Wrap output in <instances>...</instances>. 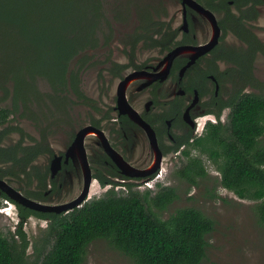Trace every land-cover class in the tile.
Returning a JSON list of instances; mask_svg holds the SVG:
<instances>
[{"label": "trees", "instance_id": "1", "mask_svg": "<svg viewBox=\"0 0 264 264\" xmlns=\"http://www.w3.org/2000/svg\"><path fill=\"white\" fill-rule=\"evenodd\" d=\"M106 1L0 0V90L13 93V107L19 94L36 88L38 79H44L56 93L63 92L70 84L78 99L87 103L78 74L89 60L82 53L97 46L99 33H105L102 26L111 28ZM206 6L216 9L212 0ZM151 7V2H141L140 8L144 9L139 17V29L144 33L136 32V38L167 47L172 32L165 22L150 14ZM226 8H229L227 1ZM233 31L247 46L241 53L232 52L236 66L221 74L230 84V93L225 99L216 98V111L204 112L219 118L227 107L226 118L207 122L201 134L187 140L184 158L174 172L177 178L196 186L207 171L202 159L192 155L191 150L206 153L220 173V185L238 198L254 201L255 221L264 229V144L260 142L264 135V94L252 91L261 85L252 65L257 51L264 55V44L249 30ZM156 33L159 38H153ZM76 56L81 57L71 67ZM5 57L8 59L2 61ZM12 108L0 107L1 124L6 122ZM14 130L20 129L4 127L0 131V143ZM43 147L42 141L23 145L19 140L2 145L0 178L24 181L27 166L46 151ZM104 182L100 178L101 185ZM127 186L125 193L111 187L102 196L65 214L38 212L13 203L19 221L11 235L0 233V264H28L29 241L23 223L30 215L48 220L41 243L33 244L34 259L30 264H82L87 245L96 239H105L135 264H200L206 255L207 235L214 229L215 221L193 207L177 208L163 219L160 212L177 198L174 187L157 183L153 190L147 188L141 192L132 184ZM23 192L31 197L27 188ZM0 197L10 201L3 192ZM210 197L220 198L215 193Z\"/></svg>", "mask_w": 264, "mask_h": 264}, {"label": "flooded vegetation", "instance_id": "2", "mask_svg": "<svg viewBox=\"0 0 264 264\" xmlns=\"http://www.w3.org/2000/svg\"><path fill=\"white\" fill-rule=\"evenodd\" d=\"M193 1L208 10L214 19H210L193 5L179 0L181 22L178 25L173 26L171 19L154 16L160 22H165L169 26L168 31L172 32L171 41L167 47L160 44L155 45L152 41L146 42V38H136V32L144 33L139 29L138 23L122 41L121 55L126 59V62H119L120 57L118 56L110 57L109 60H103L99 64L96 74L100 80V85L97 86L100 94H97L94 100L88 98L82 91L88 99L87 103H84V99H78V96L73 93L70 84L63 92L56 93L52 90L46 94V98H49L55 106L60 102L65 104L61 99L67 92H70L76 101L91 107L88 122L72 131L73 133L69 135V141L63 149L55 150L45 131L36 132L34 137L18 125L10 124L16 116L18 107L26 109L30 103V97L34 94L26 92L17 96L16 107L12 108L13 111L8 115L6 122L0 123L2 126L0 131L4 127L16 126L20 130L11 131L5 140L16 133L19 137L12 144L19 140L23 145L42 141L46 151L29 163L27 178L23 177L24 181L15 179L19 184L22 183V187L13 186L15 189L26 196L23 191L27 188L31 197H26L48 205H60L74 201L81 193L86 180H90V188L94 181L98 182L104 188V193L111 187L115 191L123 193L124 190L126 192L128 184L134 185L145 176L153 177L167 156L177 155L183 159L187 140L191 141L197 136V131L203 130L207 122L215 123L222 119L221 115L225 109H228L227 107L222 109L219 118H216L212 113L204 112L210 109L217 110L216 98L218 96L225 99L221 92L226 86L227 80L222 75L230 71L232 66H236L232 61L234 56L232 52L241 53L243 47L247 46L243 39L234 33L233 29L241 33H246L249 30L264 44L255 32L257 22L261 17L260 10L264 9V0H212L215 2L216 9L206 6V2L209 0ZM226 1L229 8H226ZM235 1L236 6L239 5L238 9L234 4ZM140 9L142 12L144 8ZM236 23H240V25L238 26ZM103 37L108 38L109 34ZM159 37L158 33L153 35V38ZM101 39L102 36L99 37L95 47L100 45ZM227 39L232 43L228 44ZM138 49L156 51L159 54L157 53V56H151L143 62H135ZM175 49L178 51L170 60L169 53ZM257 56L264 58V55L259 51L255 54V57ZM88 64L87 61L78 74L80 88L82 86L81 73L88 67ZM109 78L111 80H108ZM113 79L117 80L114 89L113 83H111ZM12 99L14 100L13 93ZM101 100L106 104L101 105L105 109L99 108L97 105ZM129 107L136 113L137 120L125 112ZM53 108L55 107L53 106ZM55 110L57 109L55 108ZM59 112L55 113L60 115ZM202 114L209 116L201 118L202 125L201 128L200 126L198 128L200 123L197 117ZM138 120H142L144 123H140ZM145 125L150 134H148ZM81 131V135H78L81 142L78 145V150L77 147L71 148L77 133ZM4 141H1L0 147L5 145ZM138 149L141 150L143 159L138 158ZM42 157H45V163H39ZM1 166L2 164H0ZM123 170L139 174H126ZM146 172L148 173L146 174ZM100 178L105 181L104 185H101ZM4 180L8 184L13 181ZM67 184L69 186L78 184L81 191L78 196L62 202L59 199L60 194ZM9 200L12 201L10 198ZM4 201L10 202L6 199ZM87 201H89V196L83 203ZM13 205L15 206V204ZM68 211L49 212L65 214ZM32 216L48 222L47 219L34 215H30L28 218Z\"/></svg>", "mask_w": 264, "mask_h": 264}, {"label": "rangeland", "instance_id": "3", "mask_svg": "<svg viewBox=\"0 0 264 264\" xmlns=\"http://www.w3.org/2000/svg\"><path fill=\"white\" fill-rule=\"evenodd\" d=\"M151 2L152 8L149 12L154 17H165L171 19L173 26L181 22V6L179 0H107L105 7H109V16L111 28L102 26L105 33H99L102 36L101 43L98 47L89 49L82 53L89 57L88 67L81 73V89L88 98L94 100L97 94H100L98 85L100 80L97 78V69L99 64L110 57H120L119 62H126L121 55L123 51L122 41L130 34L134 27L139 23L141 2ZM158 3V5H155ZM261 17L257 22L255 32L264 42V9L260 10ZM155 18V17H154ZM109 34L108 38H104ZM227 43L232 42L227 39ZM156 51H147L138 49L135 55V62H143L149 58L157 56ZM159 54V53H158ZM81 56H76L71 63L75 65ZM159 57V56H158ZM5 57L2 61H6ZM117 62V61H116ZM253 73L259 80L260 86L253 88L252 91L264 94V58L257 56L253 66ZM108 80H111L110 78ZM114 81V82H113ZM113 79V89L116 84ZM11 85V83H9ZM36 88L33 90H24L34 94L30 97V103L26 109L18 107L14 120L11 125H18L26 133L36 136V132L45 131L50 137V141L55 150L63 149L69 141V135L78 126L88 122L91 115V107L83 102L74 99L73 94L67 92L56 106L46 98V94L52 89L44 79H38L35 82ZM7 88H10L7 86ZM230 93V84L227 83L221 92L226 98ZM33 97V98H32ZM107 100V99H106ZM101 100L97 105L102 108ZM14 100L12 93L0 91V107L12 108ZM55 108H53V106ZM105 109V108H102ZM59 111H63L62 113ZM55 112H59L60 115ZM228 109L222 113L220 120H225ZM58 115V116H57ZM57 116V117H56ZM208 114L199 115L198 121L202 125V119ZM2 126L0 125V128ZM203 130H198L199 135ZM18 135L13 133L4 144H12L18 139ZM264 144V135L260 138ZM191 154L202 159L207 171L205 178H201L196 186L190 185L186 181L177 178L175 170L180 165L182 158L177 155L167 156L163 159L162 165L155 171L153 177L145 176L135 182V188L144 191L147 188L154 189L156 184L168 185L174 187L177 198H175L166 209L160 212V217L166 219L177 208L193 207L202 211L215 221L214 229L207 235L208 246L206 255L200 264H264V229L261 228L254 218V201L249 199L238 198L232 191L223 188L220 183V173L215 164L208 158L206 153L199 149H192ZM138 158L141 157V150H137ZM143 159V157H141ZM39 163H45V157L39 160ZM10 184L16 188L22 187L16 181ZM122 190V189H121ZM81 188L76 185L67 184L60 194V201H68L72 197L78 196ZM122 192V191H120ZM125 193V191L123 190ZM104 188L98 182H93L89 190V200L102 196ZM211 193L217 194L220 198L210 197ZM19 221L16 207L10 203H5L4 198L0 197V233L11 235ZM47 222L36 217H30L23 223V230L29 241L26 250V261L28 264L33 262V244L41 243V237L45 234ZM16 240L18 238L14 237ZM82 264H135L134 261L123 252L112 247L105 239H96L90 242L85 251Z\"/></svg>", "mask_w": 264, "mask_h": 264}, {"label": "water", "instance_id": "4", "mask_svg": "<svg viewBox=\"0 0 264 264\" xmlns=\"http://www.w3.org/2000/svg\"><path fill=\"white\" fill-rule=\"evenodd\" d=\"M182 2L193 5V7H195L198 11L205 13L210 19H212V20L214 19L213 15L208 10L204 9L202 6L195 3L193 0H182ZM177 51L178 50L175 49L169 53L170 60L176 55ZM125 112H127L135 120H137L136 113L130 107H129V109L125 110ZM139 122L144 123L142 120H140ZM145 127L147 129L146 125H145ZM147 131H148V134H150L148 129H147ZM81 133H82V131L77 133L75 140L71 144V148L77 147V150H78V145L81 144L80 139H78V135H81ZM123 172L126 174H130V175L139 174V173H135V172L134 173L126 172L124 170H123ZM148 172H146V174ZM89 188H90V180H86L84 182V186L82 188L81 193L79 194V196L74 201L66 203V204H60V205H48V204L35 202L32 199L24 196L19 190L15 189L13 186L8 184L4 179L0 178V191L5 193L12 201H14V202H16V203H18L24 207H27L29 209H33V210L40 211V212L52 211V212H56V213H61V212H66L69 209H72L74 207H79L86 200V197L88 196Z\"/></svg>", "mask_w": 264, "mask_h": 264}, {"label": "clouds", "instance_id": "5", "mask_svg": "<svg viewBox=\"0 0 264 264\" xmlns=\"http://www.w3.org/2000/svg\"><path fill=\"white\" fill-rule=\"evenodd\" d=\"M5 203H7V202L5 201Z\"/></svg>", "mask_w": 264, "mask_h": 264}]
</instances>
